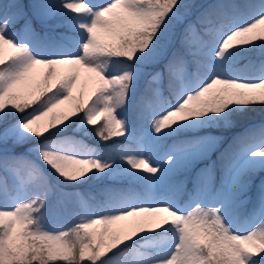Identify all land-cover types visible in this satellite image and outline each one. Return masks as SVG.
<instances>
[{"label":"snow or ice","instance_id":"snow-or-ice-1","mask_svg":"<svg viewBox=\"0 0 264 264\" xmlns=\"http://www.w3.org/2000/svg\"><path fill=\"white\" fill-rule=\"evenodd\" d=\"M257 52L264 0H0V264H264V61L235 67ZM110 180L143 196L49 218L61 186Z\"/></svg>","mask_w":264,"mask_h":264},{"label":"trees","instance_id":"trees-1","mask_svg":"<svg viewBox=\"0 0 264 264\" xmlns=\"http://www.w3.org/2000/svg\"><path fill=\"white\" fill-rule=\"evenodd\" d=\"M3 2L7 3L8 0H3ZM22 2L28 3L29 0H22ZM37 30L39 31V28H37ZM262 61H264V56H261V54L259 52H257V53H254V54L246 57V58L241 59L236 64L235 67L240 71L244 70L247 72H255L257 69H259L258 67H260ZM159 68L161 69L162 66H160ZM150 69H152V68H150ZM142 80L140 82V92H142L144 87H145V84H142ZM164 92H166L167 98H170L169 93L167 91V88H165ZM256 115H257V117H260L261 115H264V111L258 110ZM138 134H140V131H139V126L137 125V135ZM69 135H71V133H69ZM77 138L82 139L84 141V143L87 144L89 147L95 146L99 150V152L104 156L116 155V152L118 151L116 146L119 145L121 147V145L123 143H125V141L119 137L112 138L110 141L105 142V141L101 140L99 137H96L94 134L84 135L83 133H80L77 136ZM167 143L170 144V143H172V141L169 140V141H167ZM27 147L28 146L25 145L24 147L18 149L17 150L18 153L26 152ZM32 158L35 159L34 156H32ZM202 167H203V164H197L194 169L198 170ZM0 175L7 178V174L4 172V170L2 168H0ZM261 175H264V174H261ZM259 179H260V176L258 175L256 178V182L259 181ZM53 183H55L54 180H53ZM72 186H76L75 189L82 191L83 195L86 198L91 199V201H93L94 205H98L100 203L101 199H104L105 201H109L110 193L108 190H116V191L123 190V191L144 193V188L141 185L130 184L126 180H123L121 182H116V181L108 182V181H106L103 184H98L96 181H90V182L85 183V184H78V185H72ZM62 189L68 190L67 188H62ZM90 206H91V204H90ZM76 211H77V208H76V204H75L74 208L71 209V212H76ZM67 226H70V224L69 225L66 224V227ZM109 255H111V254H109Z\"/></svg>","mask_w":264,"mask_h":264},{"label":"rangeland","instance_id":"rangeland-1","mask_svg":"<svg viewBox=\"0 0 264 264\" xmlns=\"http://www.w3.org/2000/svg\"><path fill=\"white\" fill-rule=\"evenodd\" d=\"M92 2H99V0H92ZM209 2H214V0H209ZM159 67H157V68H159ZM148 70L152 71L153 69L149 68ZM258 70L256 72H258ZM44 71H45V69L43 66H36V68L34 69V72L37 74L38 77L42 76ZM58 71H59V74L61 76L67 75V73L62 69H60ZM242 72H247V71L243 70ZM142 84H143V80H142ZM94 87H95L94 82L89 80L86 77V75L82 74L81 78L78 82L77 89L74 90V92H73V96L75 97V96L79 95L80 93H83L84 97L87 98V96L89 94H91V92L93 91ZM66 102H67V106H69V105L73 104L75 101L70 99L69 101H66ZM67 106H65V108ZM65 108L59 106L54 111L59 112V111L64 110ZM139 137L140 136H137V138H139ZM119 138L126 141V143L122 147H125V146L131 147L129 141L125 140L123 137H119ZM94 149H96V148H94ZM96 150L99 152L98 149H96ZM7 176L9 178V181L12 182L13 177L11 176V174H7ZM0 177H2V176L0 175ZM112 181L121 182L122 180H110L108 182H112ZM61 187L68 189V190L62 189L64 192H72V193H76L77 195L74 196L71 200H63L60 197L59 191H53V193L50 195L49 199L51 201V211L49 213V218L53 220V223L55 224V226L66 227V224L67 225L71 224L72 221L76 218L77 212H79L82 207L90 206V204H91L90 207H92V208L97 207L94 205V203H93V201H91V199H88L83 195L82 191L75 189L76 186H72V185L68 186L67 185V186H61ZM152 191H154L158 194L161 191V188L158 185H153ZM178 198L183 200L182 197H178ZM106 203L107 202L102 201V205H104ZM75 204H76L77 211L71 212V209L74 208Z\"/></svg>","mask_w":264,"mask_h":264},{"label":"bare ground","instance_id":"bare-ground-1","mask_svg":"<svg viewBox=\"0 0 264 264\" xmlns=\"http://www.w3.org/2000/svg\"><path fill=\"white\" fill-rule=\"evenodd\" d=\"M65 106H67V102H65V104L61 105V107H64V108H65Z\"/></svg>","mask_w":264,"mask_h":264}]
</instances>
